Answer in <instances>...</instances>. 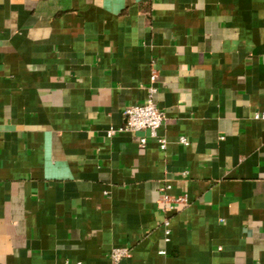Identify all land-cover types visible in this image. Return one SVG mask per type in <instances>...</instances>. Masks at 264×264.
<instances>
[{"label": "crops", "instance_id": "0c3cea01", "mask_svg": "<svg viewBox=\"0 0 264 264\" xmlns=\"http://www.w3.org/2000/svg\"><path fill=\"white\" fill-rule=\"evenodd\" d=\"M150 87L165 149L125 130ZM117 248L264 264V0H0V264Z\"/></svg>", "mask_w": 264, "mask_h": 264}, {"label": "built area", "instance_id": "2783aa9c", "mask_svg": "<svg viewBox=\"0 0 264 264\" xmlns=\"http://www.w3.org/2000/svg\"><path fill=\"white\" fill-rule=\"evenodd\" d=\"M156 75L153 74L152 81L154 82ZM156 94V89L150 87L148 90V98L146 102L142 105L131 106L125 109L123 115L125 119V130L131 133H137L141 131H148L153 138H158L159 130L166 124L167 117L166 114L159 109V107L154 102V95ZM109 134H113V131H110ZM159 139V138H158ZM159 144L162 149L166 148V141L164 139H159ZM182 144L189 145L187 139L181 140ZM142 147H146L147 139L142 138L141 144ZM171 186L165 185L161 188V202L164 205L163 213L165 214V219L162 223V226L165 228L167 240H169L171 235V222H170V213L176 211V209L187 203L185 197H172L168 194ZM131 252L128 248H117L114 249L110 255L111 262L113 264H119L124 259L129 258Z\"/></svg>", "mask_w": 264, "mask_h": 264}]
</instances>
